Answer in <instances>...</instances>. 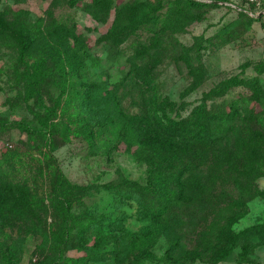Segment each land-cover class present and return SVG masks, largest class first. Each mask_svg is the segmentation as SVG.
Wrapping results in <instances>:
<instances>
[{"label":"rangeland","instance_id":"obj_1","mask_svg":"<svg viewBox=\"0 0 264 264\" xmlns=\"http://www.w3.org/2000/svg\"><path fill=\"white\" fill-rule=\"evenodd\" d=\"M197 1L203 6L186 10L175 0H0V157L20 154V174L36 179L27 188L33 185L30 193H38L46 208L51 174L58 171L74 188L78 202L71 211L79 214L63 244L51 243L49 230L40 235L0 225L9 264H264V239L258 233L242 237L250 227H264V0ZM51 22L80 36L86 57L77 79L112 90L119 112L150 147L148 163L135 161L122 145L114 148L112 131L93 133L89 142L61 136L60 128L70 132L75 122L61 113L64 93L56 83L46 79L33 88L35 98H25L22 70L32 73L35 67L26 32ZM256 90L263 103L254 101ZM79 99L72 106L85 108ZM40 102L55 112L50 121L57 132L49 143L13 124L38 128L26 107ZM77 107L68 112L77 113ZM251 113L263 116V126L248 121ZM162 118L182 127L165 135L166 146ZM207 123L211 135L204 131ZM243 126L253 135L241 146L234 134ZM162 163L185 167V195L170 212V232L131 244L144 229L141 211L115 194L139 190ZM17 188L5 184L0 200L27 205ZM45 213L35 215V222L59 223ZM88 214L97 219L91 222ZM119 217L121 236L110 234L111 220ZM89 222V230L76 237L77 226ZM149 245L151 258L144 253Z\"/></svg>","mask_w":264,"mask_h":264},{"label":"trees","instance_id":"obj_2","mask_svg":"<svg viewBox=\"0 0 264 264\" xmlns=\"http://www.w3.org/2000/svg\"><path fill=\"white\" fill-rule=\"evenodd\" d=\"M175 4L186 7V10L191 8H197L203 6L204 3L197 0H175ZM190 14V13H189ZM170 23V21H167ZM41 20L37 22L39 25ZM48 23L46 28L36 27L33 32H26L29 35L26 47L31 54L32 60L35 64L34 71L29 73L26 68L22 70V74L26 78L24 84V89L26 92L25 98H32L35 96L33 88L35 86H41L46 82L56 83L58 88L64 93L63 104L61 113L68 114L71 116L75 125L70 129L64 125L60 128L59 133L64 136L68 133L73 136H80L85 141L89 142L92 134H100L102 132H113L114 144L113 147L116 148L117 144L122 145V149L125 153L132 155L135 161L140 163L149 162V152L146 147H149L147 143L141 141V130L137 129L131 119L123 116L114 100V94L112 90L105 87L103 84H97L95 82L84 83L78 80L81 73V69L84 67V57H86L83 41L80 36L71 28H66L62 24ZM168 26L167 23L164 24ZM26 29V28H25ZM27 30V29H26ZM48 76H52L50 79ZM202 76V75H201ZM193 84L198 83L196 77H193ZM200 81V80H199ZM259 99H255L256 103H263L262 92L256 90ZM80 98L79 101H86V109L79 108L77 106H72V99ZM35 98V97H34ZM97 99V103L96 100ZM101 105V110L97 112V106ZM111 105L110 107H108ZM33 108L27 106V111L35 118L38 123V128H33L29 126L26 121H16L13 122L17 127L21 126V129L27 135H40L45 142H50L55 135L56 128L50 121L51 117L55 115L54 110L45 109L43 105L35 104ZM77 107V113L68 112L71 108ZM97 107V108H96ZM40 109H45L44 112H40ZM262 109V108H261ZM261 109L255 111L258 112ZM76 110V109H75ZM88 114L85 115L84 111ZM246 112V110H244ZM163 119V118H162ZM163 122L166 131L161 127L160 132L162 146H166L167 140H165V135L172 132L182 131V127L169 119ZM252 125L263 126V116L260 114L251 113L249 120ZM172 125L179 126L180 128H172ZM251 125V126H252ZM208 123L205 125L204 131L207 135H211V132H207ZM223 124L219 123L217 125L216 131L219 132L222 129ZM164 128V129H165ZM94 129V130H92ZM250 126H243V131L240 133H235L234 137L239 141V144L243 146L249 136L251 137L253 133ZM213 132V131H212ZM256 135V134H255ZM171 136V134H170ZM174 135L172 136V138ZM134 148L133 150H131ZM150 148V147H149ZM21 156L17 151L3 152L0 157V189L4 187L7 183L16 184L18 191L25 194L26 201H29L27 205H21L17 203L11 197L4 198L0 200V225H6L9 227H14L16 231H21L25 233H38L43 235L49 230L51 235V243L63 244L68 240V236L72 235L71 224L79 217V214H75L71 211V207L78 201L75 198L74 188L70 184L62 179L61 174L56 171L52 173L55 178L52 180L50 185V196L48 198V208L42 204V200L37 199V195H32L30 191L34 190L33 185L30 191L27 188L28 184H35L36 179L26 178L20 174L21 168ZM185 166H188L187 164ZM185 167L172 168L167 164H160L158 168L152 170L143 186L139 190H131L130 192H124L122 194H115L120 200L130 201L136 203L140 208L141 219L144 221V229L139 232L138 235L134 236V240L131 244H141L144 240L140 238L146 237L148 239L153 236H158L159 234L170 232L168 219L170 217V212L173 208L181 204L183 197L185 195V184L182 175L185 173ZM57 176V178H56ZM28 181V182H27ZM242 190V194H245L244 187L238 181L237 183ZM35 192V191H34ZM33 196V197H32ZM119 196V197H118ZM146 205L150 206L146 207ZM49 213L59 217V223H47V226L41 222H35L36 216H40L42 213ZM45 213V214H46ZM36 215V216H35ZM35 216V217H34ZM98 215H96L97 217ZM92 217L88 214L91 222L95 221L97 218ZM124 218L119 217L111 220L109 225L110 234L115 231L116 234L119 232L121 236L120 222H123ZM90 222L86 224H79L75 230L76 237H82L90 227ZM96 229L98 233L100 232V227L97 226ZM257 233L264 239V227L262 229L249 228L242 232V237L247 239L250 236H256ZM118 236V237H119ZM117 241V238H116ZM175 245V241L170 244L169 249L171 250ZM150 246V247H149ZM144 252L148 255V258L153 257L151 254V245H149ZM7 252V246L0 242V264H9L6 261V256L3 251ZM168 249V250H169ZM5 258V259H4ZM79 260H76L78 262ZM39 262V261H37Z\"/></svg>","mask_w":264,"mask_h":264}]
</instances>
